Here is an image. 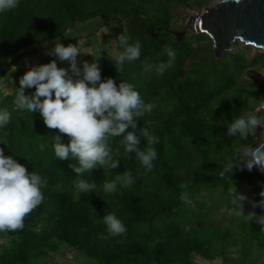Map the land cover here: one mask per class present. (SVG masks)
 Segmentation results:
<instances>
[{"label": "trees", "instance_id": "trees-1", "mask_svg": "<svg viewBox=\"0 0 264 264\" xmlns=\"http://www.w3.org/2000/svg\"><path fill=\"white\" fill-rule=\"evenodd\" d=\"M210 1L19 0L15 9L0 13V80L26 56L49 51L55 43L79 42L81 51L89 49L80 57H88L89 63L92 54L97 57L102 80L133 83L144 102L155 105L137 118L135 131L146 127L158 141L151 145L157 151L151 172L145 173L135 153H125L123 138L115 137L109 146L119 167L77 176L70 167L78 166L77 160H58L54 154L52 138L58 130H49L39 113L16 107L19 79L27 69L18 70L11 91L0 88V110L11 113L9 123L0 127V147L41 175L46 187L43 202L25 218L22 230L0 232V264H79L56 259L66 248L94 264H196L195 256L223 264H264V225L235 216L229 194L234 185L237 190L245 185L253 193L251 205L244 202L245 214L264 215V208L254 207L264 199V170H248L242 163L220 177L224 166L243 159V150L257 142L255 136L247 141L227 137V126L264 97V83L253 88L251 79L244 78L263 52L251 57L254 47L236 41L232 50L216 55L208 35L188 31L178 40L176 32L183 27L171 23L176 9ZM105 27L118 28L117 36L124 35L129 43H141L140 58L125 62L120 72L115 58L123 51L121 43L111 53V46L96 38ZM70 34L75 35L71 40L59 41ZM93 42L98 50H91ZM165 47L174 50L175 59L161 75L157 67L169 61ZM47 53L44 63L55 59ZM145 65L153 67L145 71ZM34 91L26 89V94ZM62 140L69 142L66 135ZM146 147L142 138L140 148ZM124 172L132 174L134 183L104 192V182ZM80 179L95 182L96 188L78 192L74 182ZM182 183L188 187L180 188ZM182 192L191 203L181 201ZM106 211L122 219L125 233L107 231L102 220Z\"/></svg>", "mask_w": 264, "mask_h": 264}, {"label": "clouds", "instance_id": "clouds-1", "mask_svg": "<svg viewBox=\"0 0 264 264\" xmlns=\"http://www.w3.org/2000/svg\"><path fill=\"white\" fill-rule=\"evenodd\" d=\"M239 2V0H237ZM19 0H0V13L15 9ZM123 46V51L116 56L115 66L120 72L125 62L137 60L141 56V43H129L124 35L117 38ZM169 57L167 63L157 67L158 74H163L175 59V52L171 47L163 50ZM55 57L48 63L32 65L20 77L19 87L15 93V105L20 110H27L34 114L39 113L49 130H58L53 139L52 148L58 160H67L70 157L78 161V166L70 164L77 176L94 169H116L120 165L118 159H113L110 142L115 137H122L121 144L126 154L135 153L137 160L145 169V173L153 170V161L157 151L151 145L157 143V138L146 127L138 128L137 118L145 113H151L155 107L152 103H145L133 83L116 81L109 77L101 78L99 62H83L81 67L78 59L82 54L77 44L55 43L48 53ZM59 62H68V67L58 66ZM27 62V61H26ZM152 65H145V71H150ZM34 88L31 94L26 89ZM264 100V99H261ZM264 110V104L254 110L241 113L227 126V137H238L247 141L258 131L264 132V116L259 113ZM11 113L7 109L0 110V127L9 123ZM129 128L133 129L132 131ZM62 135L69 138V142L62 140ZM142 138L148 147L140 148ZM41 151L45 145L41 144ZM257 153L259 155H257ZM243 159L230 162L220 172L224 178L226 173L240 167L243 163L248 170L254 166H264V149L246 147L242 152ZM134 183L130 172L116 175L111 181H105L103 190L106 193H115L118 185L129 187ZM80 193H89L96 188L95 182L80 179L74 182ZM46 180L35 171H29L25 164L20 163L13 155H6L4 147H0V232L18 231L25 226V218L34 211L44 200L43 188ZM180 188L188 185L182 183ZM231 203L235 206L232 212L235 216H247L250 220L264 225V215L257 216L255 212L247 215L244 202L248 197L238 193L234 187L229 189ZM264 197V191L260 192ZM181 201L191 203L187 192H182ZM264 208V199L254 203V207ZM94 208V207H93ZM95 210V209H94ZM107 231L111 235H120L126 232V226L114 211H106L102 217ZM264 230V229H262ZM72 258V257H71Z\"/></svg>", "mask_w": 264, "mask_h": 264}, {"label": "water", "instance_id": "water-1", "mask_svg": "<svg viewBox=\"0 0 264 264\" xmlns=\"http://www.w3.org/2000/svg\"><path fill=\"white\" fill-rule=\"evenodd\" d=\"M191 28L209 36L216 55L232 50L236 41L264 49V0H217L194 15ZM187 32V26L176 32L178 40ZM257 147L264 149V136Z\"/></svg>", "mask_w": 264, "mask_h": 264}, {"label": "rangeland", "instance_id": "rangeland-1", "mask_svg": "<svg viewBox=\"0 0 264 264\" xmlns=\"http://www.w3.org/2000/svg\"><path fill=\"white\" fill-rule=\"evenodd\" d=\"M217 0H211L208 4L206 5H203L202 7H199L197 5H192L191 7L189 8H179V9H176L174 11V17L172 19V26L173 27H185L187 26L188 27V31H191V32H194V29L191 28V25H192V19L194 17V15L197 13V12H200L202 10H204L205 7H207L208 5H211V4H214ZM97 22V20H93L92 23H95ZM89 24V26L93 27L94 24ZM89 27L92 31V28ZM192 29V30H191ZM183 30V29H182ZM117 32L119 33V29L117 28V30L115 28L111 29L110 28H99L98 29V32L96 36V38H99L101 39V41H105V45L106 46H111L112 50H111V53L114 52V48L120 44V41L117 39L119 36H117ZM106 34V36L103 37V34ZM94 35V37H95ZM75 35L74 34H70L69 36H65L63 38H60L59 41H61L62 39H69L70 40L74 37ZM206 41H202L200 42V44H203L205 43ZM243 45H246L244 43H242ZM99 44H97L96 42L94 43L93 42V46L91 48V50H98L99 49ZM101 46H104L103 44H101ZM104 46V47H106ZM257 50H260L261 53L259 56H258V59H259V63H257L255 66H252L250 68H248L246 70V73L247 75L244 77L245 79H251V83H252V86L253 88H256L257 86L261 85V83H264V49H257V48H253L252 50V53H251V57L254 56V54L257 52ZM48 51L45 50L43 52H35L33 55H29V56H26L24 59L20 60L18 62V64L11 68V72L10 74L5 75L4 78H2L0 80V88H2L3 90H7V91H11V88L14 87V74L19 70H23V69H27L32 66V65H39V64H43V59L42 57L46 55ZM82 52H86L87 54H83V55H88L89 54V49L86 50V48H84L82 50ZM88 57H78L79 61H80V64L83 63L84 61H89L87 59ZM94 59L97 60V57L94 56L93 54L91 55V61H93ZM27 61V62H26ZM68 62H60L58 64V66L60 67H68L69 65L66 66ZM26 71L22 72V74H24ZM263 94H264V90H263ZM264 99V97L262 98ZM261 104H264V100H261L258 104L257 107H259ZM256 107V108H257ZM264 113V112H263ZM263 136H264V132H261V131H258L257 134L255 135V139H257V142L254 144V146L252 147V149L256 148L260 142L262 141L263 139ZM255 167V166H254ZM238 193H243L245 194L248 199L246 200V204L247 205H251L252 203V190L251 189H248L246 188L245 185H242L240 189L237 190ZM214 197L217 196V192L213 194ZM230 211L231 210H228L227 211V214H225L227 216V218H229L230 216ZM222 211L220 210V213L218 214L219 216L221 215ZM224 215V216H225ZM72 257V258H71ZM56 259L64 262V263H68L69 260H73L75 262H78L79 264H94V262L90 259H87V258H84V257H80L77 255L76 252H74V250H72V248H66L65 249V254L64 256H59V257H56ZM195 261H196V264H223L221 262V260L219 259H214V260H207L205 258H202L200 256H195ZM53 264V263H52Z\"/></svg>", "mask_w": 264, "mask_h": 264}]
</instances>
